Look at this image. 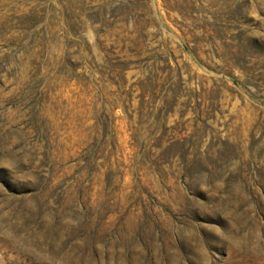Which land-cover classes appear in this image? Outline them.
<instances>
[{
	"label": "rangeland",
	"instance_id": "rangeland-1",
	"mask_svg": "<svg viewBox=\"0 0 264 264\" xmlns=\"http://www.w3.org/2000/svg\"><path fill=\"white\" fill-rule=\"evenodd\" d=\"M0 264H264V0H0Z\"/></svg>",
	"mask_w": 264,
	"mask_h": 264
}]
</instances>
